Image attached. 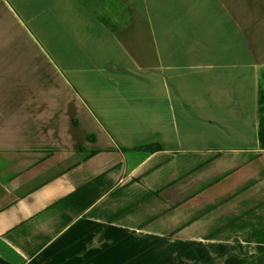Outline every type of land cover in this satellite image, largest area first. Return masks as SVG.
<instances>
[{"label":"crops","instance_id":"0c3cea01","mask_svg":"<svg viewBox=\"0 0 264 264\" xmlns=\"http://www.w3.org/2000/svg\"><path fill=\"white\" fill-rule=\"evenodd\" d=\"M0 264H264V0H0Z\"/></svg>","mask_w":264,"mask_h":264},{"label":"trees","instance_id":"16d2710c","mask_svg":"<svg viewBox=\"0 0 264 264\" xmlns=\"http://www.w3.org/2000/svg\"><path fill=\"white\" fill-rule=\"evenodd\" d=\"M138 149H142V150L148 151V152H154L156 150H159V147L158 146H143V147H140Z\"/></svg>","mask_w":264,"mask_h":264},{"label":"rangeland","instance_id":"374dc122","mask_svg":"<svg viewBox=\"0 0 264 264\" xmlns=\"http://www.w3.org/2000/svg\"><path fill=\"white\" fill-rule=\"evenodd\" d=\"M27 47H29L30 48V53L32 52L31 51V48L32 47H34L33 45H29V46H27ZM45 47V46H44ZM46 49V51L51 55V50H50V52H49V50H47V48H45ZM48 65L47 64H45V70L47 71L48 70ZM210 232V234H213V231H209Z\"/></svg>","mask_w":264,"mask_h":264}]
</instances>
